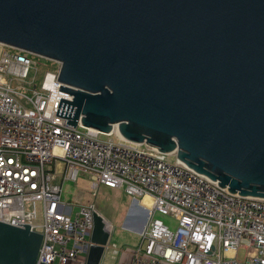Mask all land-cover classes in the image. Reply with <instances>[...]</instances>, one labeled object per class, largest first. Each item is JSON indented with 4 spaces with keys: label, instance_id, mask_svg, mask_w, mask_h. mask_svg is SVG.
<instances>
[{
    "label": "water",
    "instance_id": "1",
    "mask_svg": "<svg viewBox=\"0 0 264 264\" xmlns=\"http://www.w3.org/2000/svg\"><path fill=\"white\" fill-rule=\"evenodd\" d=\"M0 42L59 62L65 124L115 129L264 198V0H0ZM92 219L83 264L110 239ZM42 234L0 221V264H52Z\"/></svg>",
    "mask_w": 264,
    "mask_h": 264
},
{
    "label": "built area",
    "instance_id": "2",
    "mask_svg": "<svg viewBox=\"0 0 264 264\" xmlns=\"http://www.w3.org/2000/svg\"><path fill=\"white\" fill-rule=\"evenodd\" d=\"M0 46V221L43 226L38 260L85 262L98 208L62 197L64 182L82 174L93 178L94 191L105 186L135 199L150 195L132 264H264V198L229 193L178 163L176 153L129 141L115 129L65 124L55 112L59 99L72 95L58 90L60 64L38 86L33 53Z\"/></svg>",
    "mask_w": 264,
    "mask_h": 264
},
{
    "label": "rangeland",
    "instance_id": "3",
    "mask_svg": "<svg viewBox=\"0 0 264 264\" xmlns=\"http://www.w3.org/2000/svg\"><path fill=\"white\" fill-rule=\"evenodd\" d=\"M2 46H0V54L2 52ZM31 57L34 61V66L37 68V75L35 82L39 86V83L42 80L43 74L48 69H53L58 66V61L45 58L37 54H31ZM103 138H106V135H101ZM115 137V136H114ZM169 161H174L175 156H169ZM93 179V178H92ZM89 176L80 174L77 181L67 180L63 184V193L62 197L64 201H67L68 204L74 205L79 203L94 202L98 208V211L108 220L111 217L114 221V231L118 236L122 232L124 225L134 227V217L130 213L135 208V205L132 203L128 205V214L125 216L127 208H119L116 205V200L126 203L127 196L125 194L119 193L115 189L110 188H99L97 191H94L91 188V180ZM101 189V190H100ZM105 189V190H104ZM117 191V192H116ZM117 193V197H116ZM129 199V198H128ZM148 216L144 217V224L148 221ZM164 220H171L173 218L170 216H161ZM169 217V218H168ZM40 221V217L38 218Z\"/></svg>",
    "mask_w": 264,
    "mask_h": 264
},
{
    "label": "crops",
    "instance_id": "4",
    "mask_svg": "<svg viewBox=\"0 0 264 264\" xmlns=\"http://www.w3.org/2000/svg\"><path fill=\"white\" fill-rule=\"evenodd\" d=\"M102 187L108 188L105 186ZM115 190L127 196L126 203L116 200V205L119 208L121 207L127 208L125 216L128 214V208H129L128 205H131L132 203L135 205V208L132 210V212H130L133 214L134 217L133 220L134 227L133 226L128 227L124 225L125 230L123 229L122 232L119 233V235L117 236L114 231V221L111 217L109 218L110 223L112 224V228L110 230V239L106 246V251L102 258L101 264H132L134 251L141 240V231L145 228L147 224V222L145 224L143 223L145 221L144 217L146 218V216L148 215V208L150 207L149 204L151 205V203L147 202V198L145 199L146 196L143 198L135 199L130 194L125 192L123 189H115ZM116 197H117V193H116ZM147 197L150 198L149 196ZM76 205L78 204L77 203L74 204V206ZM244 251L245 250L241 248L237 251L236 255L238 257H242L244 255ZM165 264H173V263L167 262Z\"/></svg>",
    "mask_w": 264,
    "mask_h": 264
},
{
    "label": "bare ground",
    "instance_id": "5",
    "mask_svg": "<svg viewBox=\"0 0 264 264\" xmlns=\"http://www.w3.org/2000/svg\"><path fill=\"white\" fill-rule=\"evenodd\" d=\"M146 196V197H145ZM144 197H145V199L147 198V202H149V203H151L152 201H150V199H151V197H150V195H145ZM147 196H149L150 198H148ZM144 200V199H143ZM152 200V199H151ZM146 203V202H145ZM148 203V204H149ZM147 205V204H146ZM149 206H150V204H149ZM107 220V219H106ZM108 221V220H107ZM109 223H110V221H108ZM111 224V223H110Z\"/></svg>",
    "mask_w": 264,
    "mask_h": 264
},
{
    "label": "trees",
    "instance_id": "6",
    "mask_svg": "<svg viewBox=\"0 0 264 264\" xmlns=\"http://www.w3.org/2000/svg\"><path fill=\"white\" fill-rule=\"evenodd\" d=\"M53 69H55V68H53Z\"/></svg>",
    "mask_w": 264,
    "mask_h": 264
}]
</instances>
